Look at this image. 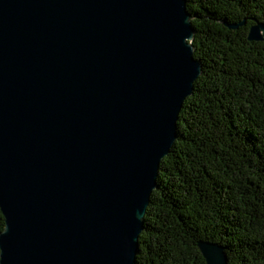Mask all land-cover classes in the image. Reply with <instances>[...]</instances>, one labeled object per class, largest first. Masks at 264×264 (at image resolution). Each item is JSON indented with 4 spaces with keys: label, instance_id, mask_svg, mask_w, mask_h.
Listing matches in <instances>:
<instances>
[{
    "label": "water",
    "instance_id": "water-1",
    "mask_svg": "<svg viewBox=\"0 0 264 264\" xmlns=\"http://www.w3.org/2000/svg\"><path fill=\"white\" fill-rule=\"evenodd\" d=\"M194 18L187 0H0V264H136L204 69Z\"/></svg>",
    "mask_w": 264,
    "mask_h": 264
},
{
    "label": "trees",
    "instance_id": "trees-1",
    "mask_svg": "<svg viewBox=\"0 0 264 264\" xmlns=\"http://www.w3.org/2000/svg\"><path fill=\"white\" fill-rule=\"evenodd\" d=\"M197 32L195 80L161 161L136 264H207L198 241L226 247L228 264H264V0H187ZM246 23L229 28L223 22ZM5 217L0 208V232Z\"/></svg>",
    "mask_w": 264,
    "mask_h": 264
}]
</instances>
